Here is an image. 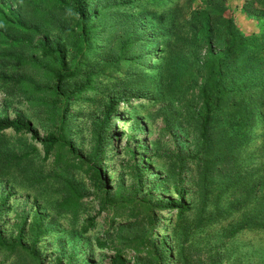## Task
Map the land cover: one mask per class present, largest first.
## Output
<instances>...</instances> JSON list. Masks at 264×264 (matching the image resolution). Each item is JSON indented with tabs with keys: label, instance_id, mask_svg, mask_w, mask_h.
Segmentation results:
<instances>
[{
	"label": "trees",
	"instance_id": "obj_1",
	"mask_svg": "<svg viewBox=\"0 0 264 264\" xmlns=\"http://www.w3.org/2000/svg\"><path fill=\"white\" fill-rule=\"evenodd\" d=\"M240 10L256 30L241 29L228 0H0L3 100L40 109L48 124L41 135L30 119L0 116V179L16 172L39 190L16 236L0 230V264L13 256L45 264L43 237L61 224L90 236L102 212L107 227L95 243L110 253L107 264H243L237 244L225 247L241 234L251 237L255 264L264 261V0H244ZM103 79L112 93L92 124L89 152L79 153L69 114ZM156 106L158 137L126 145L130 180L108 185L118 123ZM8 131L40 144L38 163L37 145L20 154L2 148ZM157 170L162 178L149 179ZM44 190L52 191L51 222L38 203ZM212 229L224 239L197 256L193 241L204 235H193ZM55 264L73 263L56 256Z\"/></svg>",
	"mask_w": 264,
	"mask_h": 264
},
{
	"label": "rangeland",
	"instance_id": "obj_2",
	"mask_svg": "<svg viewBox=\"0 0 264 264\" xmlns=\"http://www.w3.org/2000/svg\"><path fill=\"white\" fill-rule=\"evenodd\" d=\"M243 1L244 0H228V4L235 9V14L238 16V23L241 29L246 32H252L257 29L256 20L248 18L246 14L240 10ZM56 17L61 19L60 16ZM62 35L61 39L65 40L67 38L66 34L62 33ZM50 37H59L57 30L51 32ZM103 61L104 60L97 59L94 62V66L88 65L86 68H95L96 66L101 65ZM95 85L97 86V89L87 91L83 99L74 103L69 114L72 127L69 139L72 141L75 149L79 153L83 154L89 152L92 145V124L93 122H96L98 117L100 118L103 103L105 102L106 97L109 96L108 94L112 93L110 92L112 86L108 84L106 79L97 81ZM156 108L157 106L140 113L138 115V121H134L133 117L125 124L122 122L118 123L117 137L111 138L113 146L109 152V156H114V158L107 160L106 164L108 169L106 175L108 179H110L108 185L114 186L116 180H118V176L120 175L124 177L126 183L130 180L126 167L129 163L128 157L124 153V147L126 145H129L131 148H134L136 144L149 146V142L158 137L159 129H161L163 123L162 116L154 114ZM5 113L10 118L24 117L30 119L33 126L39 130L41 135L48 129L45 115L40 109L28 106L27 103L21 102L16 98L4 101L3 93L0 92V116H3ZM110 135H112V133ZM4 141L5 143H3L2 148H7L10 152H12L11 154L24 153L30 149L31 145L34 144L39 147V150L35 153L34 161L38 163V160L42 157L40 144L31 142L29 135L15 134L14 132L8 131L7 138ZM164 144L165 143L161 146L165 147L166 145ZM118 152L121 154L118 155ZM46 163L43 167L46 166ZM165 164L166 163L164 161V168ZM12 173L13 174L7 179H0V201L2 197H7L6 204L1 207L0 210V230L2 231L3 236L7 239H11V237L16 236L18 229L17 225L24 217H27L28 221L31 220L32 213L38 205L34 200V194L39 192L37 189L33 190L29 188L26 180L17 176L16 172ZM162 173V170H160V172L158 170L151 172L148 171V177L149 179L156 178L158 181L162 178ZM88 183L89 182L86 180V187L88 186ZM156 195L163 198L169 197V195H165L164 192L159 189H157ZM52 201L53 197L51 190H44L43 194L39 196L38 203L40 204L42 211L47 214V222H51V218L54 216V212L50 206H48V204H51ZM85 206L87 207V212H89V214H96L98 210V203L97 201L92 200V196L85 197ZM96 217L97 228L93 230V233L90 236L81 234L79 231L71 230L64 224H61L62 226L58 227L57 233L53 231L55 229H52L47 236L43 237L39 248L43 252L45 264H55L56 256L61 257L63 263L71 261L73 264H107L110 253L106 249L102 250L95 243V238L102 236L103 230L107 227L106 213L102 212L97 214ZM190 217L191 221L187 224V227L194 225L195 215L192 214ZM205 232L206 230L193 235L196 237L200 234L204 235L203 238L193 241L198 247V250L196 251V253H198L196 254L197 256H201L204 251L209 249L210 245L224 239L220 236L222 233L220 230L216 231V229H212L207 232L208 234H205ZM182 238L183 233L180 236L179 234H177V236L174 235L173 245L177 246V243ZM25 240L29 242L28 236H25ZM190 240H192V237ZM249 240H251V237L247 234L236 235L235 238L231 237L227 240L225 247L231 249L235 246V244H237L238 248L242 250V255L238 254V256L243 258V264H255L256 257L253 252L254 246L249 243L251 242ZM3 264H28V260H24V257L22 256H13ZM260 264H264V261Z\"/></svg>",
	"mask_w": 264,
	"mask_h": 264
}]
</instances>
